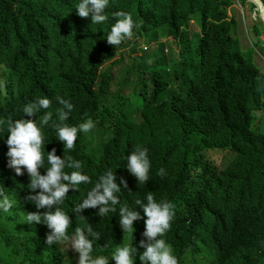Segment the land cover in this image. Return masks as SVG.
I'll return each mask as SVG.
<instances>
[{
    "label": "trees",
    "instance_id": "1",
    "mask_svg": "<svg viewBox=\"0 0 264 264\" xmlns=\"http://www.w3.org/2000/svg\"><path fill=\"white\" fill-rule=\"evenodd\" d=\"M239 2L249 3L259 13L253 1ZM77 3L0 0V79L7 81V95L0 93V120L5 121L0 124V139H7L9 118L36 119L39 125L43 110L31 117L22 112L38 97L51 99L48 111L54 116L60 107L56 97L69 100L74 106L66 121L70 125L89 118L95 126L103 124L114 112L105 103L114 80L111 65L136 53L124 83L142 90H149L150 82L155 85L143 122L114 130L99 162L88 156L85 133L78 134L73 150L64 152L55 133L42 127L44 154L55 148L57 155L73 157L82 163L81 170L93 175L100 170L119 171L128 185L122 184L117 194L121 204L142 216L134 202L145 200L149 192L157 201L173 202L176 214L166 238L174 249L169 235L178 245L181 264H264V72L254 57L244 55L239 37L233 36L238 35L239 22L228 9L235 0H109L105 9L109 19L103 24L81 20L91 17H79ZM117 11L130 13L138 27L131 38L114 47L106 34ZM197 15L202 31L190 37L186 26ZM252 33L257 44H263L261 19L253 17ZM146 37L153 44H144L140 52L139 41ZM167 42L185 45L184 55L190 44L191 57L172 63ZM175 82L180 85L177 91L172 90ZM168 92L171 98L161 101ZM137 145L147 148L151 163L150 180L144 185L126 168V158ZM212 150L228 151L233 158L219 168L208 156ZM161 168L164 177L157 175ZM29 183L27 171L17 176L1 153L0 187L15 194L13 207L22 202L29 210L35 208L26 200ZM80 202L68 196L59 207L71 217L73 231L90 224L101 234L95 254L110 255L117 245L131 243L143 250L139 243L145 239L143 218L134 222L132 238L119 225V205L116 213L105 217L97 214L98 209H85L81 217L72 211ZM31 230L29 235L38 245L27 256L20 254L15 232H0V264H40L58 251L57 245L46 243L40 224L33 222ZM103 245L106 248L100 252Z\"/></svg>",
    "mask_w": 264,
    "mask_h": 264
},
{
    "label": "clouds",
    "instance_id": "2",
    "mask_svg": "<svg viewBox=\"0 0 264 264\" xmlns=\"http://www.w3.org/2000/svg\"><path fill=\"white\" fill-rule=\"evenodd\" d=\"M258 6L264 9V5H260L259 2ZM107 7H109V0H79L74 9L81 18L91 17V20H81L89 24H103L109 19L105 14ZM258 14L261 19L260 13ZM112 15L115 23L106 34V40L109 45L116 47L121 45L124 40L131 38L134 28H137L138 25L130 13L117 11ZM192 20L195 21V17ZM75 26L77 29L79 28L77 23ZM80 31H84V29ZM201 31L202 25L198 34ZM191 35L190 33V37ZM139 90L134 94H137ZM149 90V97L146 99L144 107L148 99H151L154 88ZM0 93L7 95L5 79H0ZM108 94L110 95V93ZM130 98L124 96L115 103L105 102L114 112L112 116L108 115L109 119L103 123H109V128L113 132L117 129L125 130L143 122L144 110L140 123L132 121L131 112L118 113L121 107L127 106ZM56 101L60 107L55 110V116L52 111H48L52 106V101L49 98L38 97L27 103L22 112L29 117L37 116L43 110V114L39 117V125L36 119L9 118L7 120V139H0V154L2 153L4 161L8 162V167L14 169L17 176L23 175L26 170L30 178V183L27 186L31 193L26 197V200L33 203L35 208L29 210L26 207L29 213L25 214L24 222L31 225L33 222L40 224L44 228L46 243L58 247L56 253L45 258L44 262L40 264H181L176 254L178 245L169 235L175 250L166 238L168 232L171 231V223L176 214V205L173 202L157 201L154 195L149 192L145 200L136 199L134 202L142 209V216L140 211L121 204L117 194L121 192L122 184L124 188H127L128 185L119 171L100 170L93 175L91 172L85 173L81 170L82 163L73 157L57 155L55 148L47 151V156L44 154L45 136L41 130L42 127L51 129L55 133L56 139L64 146V152L75 148L79 133H88L95 127V122L91 118L75 126L66 123L74 106L61 96H57ZM4 123L5 121L0 120V124ZM126 161L127 170L137 179L139 185H144L150 180L151 163L147 148L137 145L127 156ZM157 175L164 177L165 169H159ZM10 195L12 196L9 197ZM68 196L76 197L81 201L72 210L78 216H81L79 213L85 209H98L97 214L105 217L109 212L116 213L117 205H119V225L123 233L131 234L132 238L135 231L134 222L143 218L142 235L145 239L139 242L143 250L138 251L131 243L117 245L110 255L95 254L96 247L94 245H97L101 234L95 231L90 224L85 228L76 227L74 231L71 229V217L59 207ZM14 197L15 194H8L3 187H0V232H5V234H9L11 231L15 232L20 238L17 243L22 250L20 254L27 256L38 245V240L29 235L32 231L31 225L29 232L23 235H19L13 229L5 230L2 226L6 221L4 214L9 213L13 208ZM105 248L104 245L100 246L99 251L103 252ZM17 264L33 263L19 262Z\"/></svg>",
    "mask_w": 264,
    "mask_h": 264
},
{
    "label": "rangeland",
    "instance_id": "3",
    "mask_svg": "<svg viewBox=\"0 0 264 264\" xmlns=\"http://www.w3.org/2000/svg\"><path fill=\"white\" fill-rule=\"evenodd\" d=\"M247 3L246 6L242 5L239 0H235V3L228 9L229 10V16H236L238 22H239V28H238V35H234V37H239L241 42V49L244 52V55L248 58H253V61L261 67V69L264 72V33L260 35V39L263 41V44H257L256 36L252 33V24H253V17L256 19H260L259 14H257V10L251 9ZM200 15H197L195 17V21L192 20L190 22V25L187 26V31L189 34H198L201 30V19ZM167 38V37H165ZM150 41L153 44V41L150 40V37H146L145 39H141L139 42V51H142V47L145 45H148L147 43H150ZM155 45H159L158 43H154ZM166 46L168 49L167 53L172 59V63L177 61L178 58H189L191 57L190 50L192 49V46L188 44L187 52L184 55V48L185 45H182L179 43H166ZM150 49V48H149ZM147 49V51L149 50ZM169 50V52H168ZM153 49L150 51L152 52ZM182 53V55H181ZM135 54L130 57H125L123 61L115 63L111 65L112 71L114 73V80L112 83L111 92L109 95V102L115 103L117 100L121 99L120 95L126 96L130 100L128 101L127 106L121 107L120 112L118 113H132V121L134 123H140L142 113L144 110V103L146 99L149 97L150 90H142V88L139 90L137 94H134L137 92V88L135 87L134 83H124V77L129 67L135 64ZM146 61H149V58L145 59ZM152 60V59H151ZM153 67V65H150ZM259 67V68H260ZM170 74H174V69H172V72ZM150 87L153 89V83H149ZM179 84L175 82L173 84V91L179 90ZM172 96V93L168 92L163 94L160 97L161 101H165L170 99ZM113 137V130L109 128V123L101 124L99 126H95L90 132L85 133L84 137V143L85 148L88 153V156L94 159L95 161L99 162L102 160L104 156V151L106 145L109 143L111 138ZM209 158L220 168H225L230 161L233 158V155L229 154L228 152L224 151H209L208 152ZM10 195L9 197H11ZM29 213V210L26 208V206L22 203L19 205H16L13 207L9 213H5V219L6 221L2 224L3 228L5 230L13 229L15 230L19 235H23L27 232H29V226L31 224L24 222L25 214ZM71 249V248H68ZM109 263H111L109 261Z\"/></svg>",
    "mask_w": 264,
    "mask_h": 264
},
{
    "label": "water",
    "instance_id": "4",
    "mask_svg": "<svg viewBox=\"0 0 264 264\" xmlns=\"http://www.w3.org/2000/svg\"><path fill=\"white\" fill-rule=\"evenodd\" d=\"M251 1L256 3L257 6H258V2H259L260 5H264V2L262 0H251ZM258 9H259V13H260L261 19L264 22V9H262L260 6H258Z\"/></svg>",
    "mask_w": 264,
    "mask_h": 264
}]
</instances>
